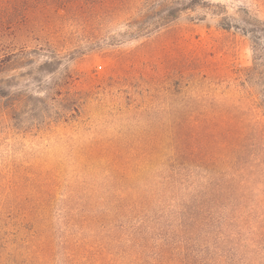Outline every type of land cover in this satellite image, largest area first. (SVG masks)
I'll list each match as a JSON object with an SVG mask.
<instances>
[{
  "label": "rangeland",
  "instance_id": "obj_1",
  "mask_svg": "<svg viewBox=\"0 0 264 264\" xmlns=\"http://www.w3.org/2000/svg\"><path fill=\"white\" fill-rule=\"evenodd\" d=\"M13 96L0 264H264V0H0Z\"/></svg>",
  "mask_w": 264,
  "mask_h": 264
},
{
  "label": "trees",
  "instance_id": "obj_2",
  "mask_svg": "<svg viewBox=\"0 0 264 264\" xmlns=\"http://www.w3.org/2000/svg\"><path fill=\"white\" fill-rule=\"evenodd\" d=\"M61 96V95H60ZM18 96L8 97L7 101L2 103L3 97H0V110L10 111L12 115L18 116L19 111L24 107L23 102L19 101ZM37 102H43V100H36ZM58 103L60 113H57L58 119H67V121L75 120L80 116L81 108L78 100L72 97L70 94ZM37 106V105H35ZM47 109V107H45Z\"/></svg>",
  "mask_w": 264,
  "mask_h": 264
}]
</instances>
